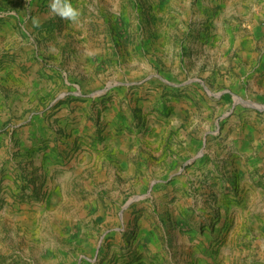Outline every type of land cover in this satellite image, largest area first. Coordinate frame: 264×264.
<instances>
[{
    "label": "rangeland",
    "instance_id": "rangeland-1",
    "mask_svg": "<svg viewBox=\"0 0 264 264\" xmlns=\"http://www.w3.org/2000/svg\"><path fill=\"white\" fill-rule=\"evenodd\" d=\"M0 264H264V0H0Z\"/></svg>",
    "mask_w": 264,
    "mask_h": 264
},
{
    "label": "clouds",
    "instance_id": "clouds-1",
    "mask_svg": "<svg viewBox=\"0 0 264 264\" xmlns=\"http://www.w3.org/2000/svg\"><path fill=\"white\" fill-rule=\"evenodd\" d=\"M52 10L59 15H61L64 18L70 19V20H77L79 16V10L77 8H74L70 3H52L50 5Z\"/></svg>",
    "mask_w": 264,
    "mask_h": 264
},
{
    "label": "crops",
    "instance_id": "crops-1",
    "mask_svg": "<svg viewBox=\"0 0 264 264\" xmlns=\"http://www.w3.org/2000/svg\"><path fill=\"white\" fill-rule=\"evenodd\" d=\"M81 17H82V16L80 15V18H81ZM72 22H73V23L70 25V28H72L73 30H79V32H80V30H83V28H82L81 25H80V26L77 25L76 20H75V21L72 20ZM83 36H84V34H83ZM56 37H57V36H56ZM52 43L56 44L55 41H52ZM64 44H65V43L62 42V43L60 44V47H62ZM85 45H86V46H85ZM57 46H58V45H57ZM57 46H56V47H57ZM78 52H79L80 56L77 57V60L80 61V62H82V63H84V64L86 65L87 63H85V62L87 61V59H89V58L92 57L93 50L88 46V44H87V42H86V43H81V44H80V47H79Z\"/></svg>",
    "mask_w": 264,
    "mask_h": 264
}]
</instances>
